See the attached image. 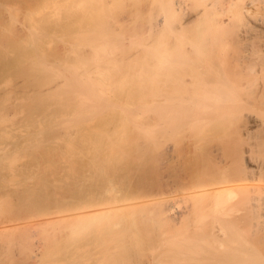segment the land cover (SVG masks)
Returning a JSON list of instances; mask_svg holds the SVG:
<instances>
[{
    "label": "bare ground",
    "instance_id": "6f19581e",
    "mask_svg": "<svg viewBox=\"0 0 264 264\" xmlns=\"http://www.w3.org/2000/svg\"><path fill=\"white\" fill-rule=\"evenodd\" d=\"M159 2L169 15L157 9L166 17L140 23L157 47L139 40L137 70L131 63L124 72L104 41L82 58L65 50L53 66L34 55L36 73L51 72L37 88L59 97L58 80L67 79L75 118L70 129L36 133L29 148L0 146V264L26 261L9 250L16 237L21 246L37 237L47 256L27 247L49 264H264V137L252 129L264 127V0ZM131 91L138 102L143 92L150 98L136 101L143 110L125 107L136 103ZM113 92L132 100L112 102ZM17 149L31 150L32 163L17 166Z\"/></svg>",
    "mask_w": 264,
    "mask_h": 264
},
{
    "label": "rangeland",
    "instance_id": "374dc122",
    "mask_svg": "<svg viewBox=\"0 0 264 264\" xmlns=\"http://www.w3.org/2000/svg\"><path fill=\"white\" fill-rule=\"evenodd\" d=\"M163 1L166 2V0H163ZM160 4H161V6H160ZM162 4H163V2L160 3L159 0H97V1L95 0L94 2H92L90 4H88L87 0H0V16L2 15L1 17L3 19L2 20L0 17V35H1L0 36V43L2 41L1 37L7 36L5 38L6 42L3 43V41H2V43H1L4 45L0 44V101L7 104V108H5V109L8 110V111L5 110L6 112L0 113V116H5L7 114L8 118H12V119H9L10 120L9 122H8V119H5V121H3V124L0 123V131L3 134L7 133V131H8V133H7L8 136L9 135L11 136V137L9 136L10 138H8L7 134H6V136H5V134L3 136L2 133L0 132V135L2 136V137H0V138H2L0 140V143L4 140L2 142V144H0V146L4 145L5 142H7L6 143L7 145L10 144L11 146H14L15 144L19 145V143H20V145H23L27 141L24 145L27 144L26 146L28 147V144H30L28 141H30V139H33V136L36 137L35 135H36V133L38 134V132H40V133L44 132V134H45V131L47 132V134H50L53 132L52 130H55L56 132L57 131L62 132L63 130H66L68 128L70 129V127H68V126L72 127V125H73V123H71V122H73L72 120L75 118V117L73 118V116L75 114L71 111L73 109L70 110L69 104L67 103V100H68L67 97L68 96H66L64 98V96H65L64 94H67L65 91L70 92V90H72L73 88L71 87V85L68 86L69 81H67V79L62 77V78H59V80H58L62 84L59 85L60 87L58 86L55 89V90L58 89L56 92L60 91L61 94L59 95V97L58 96H54L55 98L54 97H52V98L46 97L47 95L50 96V94H47L46 91H42V90H40L41 91L40 92L39 89L37 88V85L35 84L36 81L38 80L37 78L38 77H42L43 79L48 78L47 76H49L51 72L49 74H47V76H46V74H41L39 72L36 73V70L34 69L35 65L33 64L34 60L37 59V57H34L35 54H36L35 56H41L40 58H43V59L45 58L44 60L47 61L46 64L53 66L54 65L53 63H55V61H56L55 58L58 61L59 56L62 53H64L65 50H67L66 52H68V53H66L67 54L66 56H68V54H72V51H74L75 53L73 52V55H69V56H71V57L74 55L77 56V54L79 56L80 53L84 52L83 56L80 54V57L81 56L84 57V56H86L88 51H90V48H92L91 46H93V47H97L98 45L104 46L105 45V44L103 45V41H104V43H106V42L108 43L107 44L108 46L107 45H105V46L107 48L109 47V49H107L106 47H104V48H106L110 52L111 51L113 52V54L111 53L113 55V58H114V56L116 57L117 60H118V58H122V59L118 60V64L120 67H123L122 69L124 70V72H126L125 69H127L132 64H134V65L137 64L136 69H135V70H137V68L138 69L140 68L139 67V65H140L139 61L143 57V55H142L143 53L141 51L142 47L140 45L139 40H141V41L143 40L144 42L147 41V45L149 46V48L154 49L155 47H157V45H156L157 41H154L153 38H148L147 33L145 32V31H147L146 27H148L146 25L149 24L148 22L146 23V21L154 15L155 16H157V15L163 16L164 15L163 12H165V13L167 12L164 10L165 7L164 8L162 7ZM164 6H165V4H164ZM188 6H189V4H188ZM150 8H151V10H150ZM184 8L178 9L177 12L173 14V16L176 18L179 14L180 15L183 14V10L184 11H185V9L187 11L189 10L187 8H185V9ZM157 9L163 10V12L161 11L163 14L158 13V12H160V10L156 11ZM154 10H155V14H154ZM148 13H149V15H148ZM150 13L152 14L151 16H150ZM165 15H169V13L168 14L166 13ZM165 15L163 17H166ZM147 16L149 18H147ZM179 17H177V18H179ZM102 19L104 20L103 22H102ZM105 21H106V23H105ZM141 22H142V24L146 23L145 29H140V23ZM136 24H138V25H136ZM35 26L40 27L39 29H38V27H36L39 32L37 31V29H35ZM97 26H98V28H97ZM103 26H104V28L102 29L101 27H103ZM165 27H167V26H165ZM167 28H165L166 31L169 29V28L168 29ZM105 30H106V32L108 31L107 33L109 35L105 32ZM36 31L38 34H40L39 35L40 37L38 36V34H36ZM98 32H100L101 34ZM104 32L107 36L104 34ZM111 32H112V34H111ZM163 33H165V32H163ZM119 40L121 43L119 42ZM79 45L81 46V48L78 47ZM71 46L74 50H72ZM22 47L24 48V52H25L24 54L25 55L27 54V57L24 58L25 59L24 61H23V57H25V56L22 54L23 53V50H21ZM75 48L79 53L77 51H75ZM81 49H84L85 51L82 50L83 51L82 52ZM31 51H32V53H31ZM86 51H87V53H86ZM29 53L33 54L34 58H32V56H31V60L33 59L32 61L30 60V58H28ZM44 53H45V56H44ZM31 54H29V55H31ZM111 54H109V55H111ZM64 55H65V53H64ZM116 55L120 56V57H117ZM58 68L59 67L54 66V69H58ZM36 74H37V76H35ZM63 89H64V91H63ZM76 89H77L76 91L78 93H80V95H81V97H83V99H85L89 102H92V103H96L95 100H97V99H94V98H96V96H94L90 93L88 94L87 91L84 92V89L81 90L80 87H76ZM135 89L137 90V88H135ZM136 90L134 92L138 93L139 90L138 91H136ZM146 90H143V91L145 92ZM132 92L133 91H131L130 94ZM144 92H143V95L146 93V92L145 93ZM113 94H115V96L112 97V102L115 101V99H117V97L120 99H124V98L128 99L129 98V100H132V96H129L130 94H126V92L124 93L125 95L122 94V96H120V97L118 96V94H119L118 92H116V93L113 92ZM133 94L134 93H132V95ZM139 94H140V92L138 93V95L135 94V96L137 98H139V100H140L141 97H139L140 96ZM147 94H148V91H147L146 95ZM126 95H128V96L126 97ZM143 95H141V96L144 97L145 99L147 97L146 101H148L150 99V98H148V96H146V95L143 96ZM39 96L40 97L45 96L44 100H46V102H45L44 106L46 108L45 107L41 108V106L38 105L37 98ZM135 96H134V99L132 100L134 103L137 101V98H135ZM40 97H39V99H40ZM60 97H61V99H60ZM62 98H63V100H62ZM145 99H144V102H143V100H141L142 102H140V101L139 102L137 101V102L141 103V105L145 104V102H146ZM65 102L67 103V105L65 104ZM97 102H98V100H97ZM99 102H100V100H99ZM137 102L134 105H133V103H131L132 105L129 103L130 106L126 105L125 107L127 108V110H128V108H130L131 110L132 109L135 110V111L132 110L133 112H138L139 108L137 110L136 105L140 106V104H138ZM47 103H49V104H47ZM37 105L40 107H38ZM30 106H34V107H30ZM62 108H63V111L61 110ZM141 109H142V107H141ZM69 110L71 112H69ZM127 110H125L124 112H126ZM144 111H145V107H144ZM57 112H59L58 115H57ZM2 114H4V115H2ZM44 117L47 120H44ZM31 119H33V122ZM6 120H7V122H6ZM26 121H28V122H26ZM11 122H13V123H11ZM7 123H9V124L6 125ZM42 123L44 124V126H42L43 125ZM11 124H14V125H11ZM39 124L43 128L45 127L44 131L42 130L43 128L40 127ZM15 125H17V126H15ZM29 125L31 126L30 128H29ZM46 125L49 128H52L51 131H50V129H48V127ZM53 125L55 128L53 127ZM4 126L5 127L9 126L10 128L8 127L9 128L8 129V128H5ZM14 126H15V128H14ZM56 126H57V128H56ZM36 129H37V131H36ZM252 129L254 130V134L257 135L258 138L264 137V127L253 125ZM22 131H23V133L24 132L25 133L22 134ZM31 135H32V137H31ZM45 138H44V140H45ZM52 138H50V139L46 138L45 143L47 140H48L47 144L51 143V142H53L54 144H55V142L56 143L59 142V139H58L59 137L56 140L52 139ZM54 138H56V137H54ZM13 139H14V141H13ZM51 139H52V141H51ZM62 140L63 139L61 138L60 139L61 143L63 142ZM30 142H32V141H30ZM60 142H59V144H61ZM12 143H13V145H12ZM6 144L4 146H7ZM47 144H46V146H49ZM30 145H29V147H30ZM50 145H52V143ZM16 151H18V152H16V155L18 153L22 152L21 154L18 155V156H20L19 157L20 159L15 154H12L13 156H11V159H13L14 162L16 160H18V161H16L17 166L18 165L24 166L23 163L26 165L32 163V160H33L32 156L28 158V156L32 155L31 153L28 154V152H31V150H28V152H27V151H24V149H23L22 151L20 150L21 151L20 152L17 149ZM25 154H27L28 156ZM14 156H16L18 159L15 160ZM12 157H14V158H12ZM9 161H11V160H9ZM22 161H23V163H22ZM26 161H28V162H26ZM12 164L14 165L16 163H12ZM0 215H1L0 219L4 218V216H5L2 213V211L0 212ZM14 238L12 240H14ZM16 238L18 239V237H16ZM17 239L14 240V241H19V242H17V244L15 242V244L17 245L16 248H13L12 246H9V245L7 246V249L12 247L9 250L10 251L12 250L14 253L16 252V249L18 248V246L23 250V248L25 246L27 247L30 245L29 247H31V248L33 247V251H37L36 253H38V254L41 252L40 249H42V251L44 248H45V250L49 249V248L45 247L44 243H42V245H41V242H39V240H36V239H38L37 237L35 239H34V237L32 238V240L36 241V243H34L35 245L33 244L34 246H32L33 242L31 243V241H28L27 244H25V246H23L24 243H26V242H24L22 245L23 247H22L21 245H18L19 243H21L20 239L19 240H17ZM13 242H11V243L14 246ZM12 244H10V245H12ZM43 245H44V247H43ZM27 248H26V251H24L25 249L23 251H21V249H20V252H19V250H17L18 254L12 253L13 254L12 257H14L16 260L18 258L19 261H20L19 258L26 259V261L24 259H22V260H24L23 264H29V263L30 264H40V262H41V264L46 263L44 261V257L46 259L48 250L46 251V253L41 252V254L43 253V255H46V256H43V259L41 258V256L38 255V258L40 257V259H41V260H39L37 258V254L32 253L33 251L31 248H28V250L30 249L33 257H31V256L27 257V255L28 256L31 255L30 251H28ZM36 248L38 250H40V252H38V250H36ZM19 253H20V255H19ZM18 255H19V257H18ZM34 255H36V256H34ZM25 256H26V258H25ZM74 256L77 257V255H74ZM74 256H73V259H74ZM35 257H36V260L38 259V261L33 259ZM31 258H32L33 263L31 261ZM53 259H57V258H53ZM69 259H71V260L69 261L67 259L68 260L67 262H69V264H70V262H72V258H69ZM16 260H14V261H16ZM18 260L16 262H18ZM28 260H30V261H28ZM77 260H79V259H76L73 262H76ZM34 262H36V263H34ZM60 262L63 264V261H60ZM46 264H49V262ZM50 264H52V263H50ZM64 264H65V262H64Z\"/></svg>",
    "mask_w": 264,
    "mask_h": 264
}]
</instances>
